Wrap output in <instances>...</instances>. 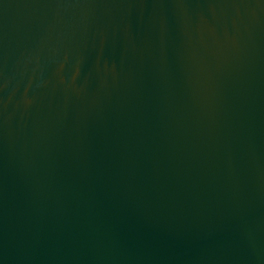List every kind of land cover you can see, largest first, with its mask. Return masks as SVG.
Wrapping results in <instances>:
<instances>
[{
    "label": "water",
    "instance_id": "1",
    "mask_svg": "<svg viewBox=\"0 0 264 264\" xmlns=\"http://www.w3.org/2000/svg\"><path fill=\"white\" fill-rule=\"evenodd\" d=\"M0 264H264V0H0Z\"/></svg>",
    "mask_w": 264,
    "mask_h": 264
}]
</instances>
